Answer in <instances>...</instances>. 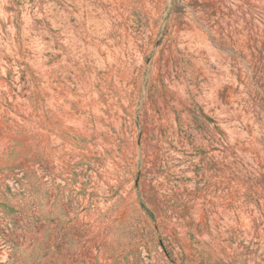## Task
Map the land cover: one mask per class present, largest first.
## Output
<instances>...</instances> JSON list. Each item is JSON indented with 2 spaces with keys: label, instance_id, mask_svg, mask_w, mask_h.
<instances>
[{
  "label": "rangeland",
  "instance_id": "obj_1",
  "mask_svg": "<svg viewBox=\"0 0 264 264\" xmlns=\"http://www.w3.org/2000/svg\"><path fill=\"white\" fill-rule=\"evenodd\" d=\"M0 264H264V0H0Z\"/></svg>",
  "mask_w": 264,
  "mask_h": 264
}]
</instances>
